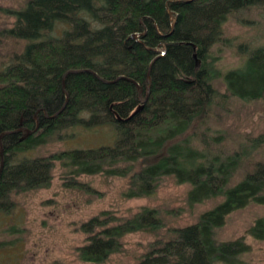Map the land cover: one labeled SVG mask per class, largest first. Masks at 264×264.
<instances>
[{"label":"trees","instance_id":"trees-1","mask_svg":"<svg viewBox=\"0 0 264 264\" xmlns=\"http://www.w3.org/2000/svg\"><path fill=\"white\" fill-rule=\"evenodd\" d=\"M253 10L264 16V0H27L11 11L1 41L21 50L0 71V213L15 209L14 194L49 188L58 162L75 179L128 178L126 198L151 197L172 177L190 186V206L221 202L182 228L155 209L126 219L104 211L77 227L79 260L103 264L127 235L147 233L154 242L136 264H236L250 251L245 238L219 243L215 232L232 213L264 206V159L251 160L264 134L230 154L210 122L233 98H264V45L239 47L240 68L217 66L232 46L225 25L246 24ZM107 125L113 146L28 156L71 129ZM248 234L264 242V218Z\"/></svg>","mask_w":264,"mask_h":264},{"label":"rangeland","instance_id":"rangeland-1","mask_svg":"<svg viewBox=\"0 0 264 264\" xmlns=\"http://www.w3.org/2000/svg\"><path fill=\"white\" fill-rule=\"evenodd\" d=\"M26 3L27 0H0V35L15 24V17L10 12L22 9ZM246 16V24L230 21L225 25L232 46L220 52L217 66L222 73L243 64L239 47L264 45V16L259 10ZM1 39L0 36V71L7 64L3 56L15 48L21 50V46L5 44ZM217 85L220 93H224V83L221 81ZM220 113L210 126L223 134V147L227 153L232 154L249 137L264 134V98L251 102L233 98L228 109ZM68 134L67 140L51 141L28 156L45 157L75 149L113 146L116 139L115 128L111 125L91 130L75 128ZM261 159H264L263 148L251 156L252 161ZM52 174L49 188L14 194L15 209L9 214L0 213V264H87L76 254V249L86 244V236L78 232L77 227L104 211L126 219L143 209H155L161 213L167 228H182L195 223L203 212L221 202L217 199L190 206V186L178 184L172 177L163 178L151 197L126 198L128 178L101 173L80 176L76 180L69 168L60 162L56 163ZM76 182L78 184H74ZM259 218H264V206L252 204L232 213L225 225L216 230L215 239L219 243L245 238L250 251L239 257L236 264H264V242L256 241L248 234ZM154 239L147 233L127 235L123 252L113 254L103 264H136Z\"/></svg>","mask_w":264,"mask_h":264},{"label":"water","instance_id":"water-1","mask_svg":"<svg viewBox=\"0 0 264 264\" xmlns=\"http://www.w3.org/2000/svg\"><path fill=\"white\" fill-rule=\"evenodd\" d=\"M141 110H142V108H139V109L136 111L135 114L139 113ZM119 121H121V120H119Z\"/></svg>","mask_w":264,"mask_h":264}]
</instances>
